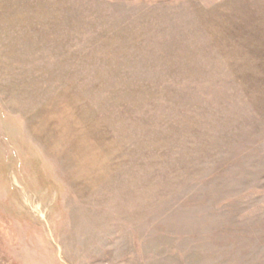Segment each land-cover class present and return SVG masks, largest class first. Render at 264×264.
I'll return each mask as SVG.
<instances>
[{"label":"rangeland","instance_id":"1","mask_svg":"<svg viewBox=\"0 0 264 264\" xmlns=\"http://www.w3.org/2000/svg\"><path fill=\"white\" fill-rule=\"evenodd\" d=\"M0 264H264V0H0Z\"/></svg>","mask_w":264,"mask_h":264}]
</instances>
